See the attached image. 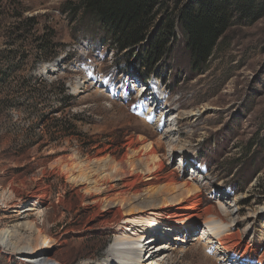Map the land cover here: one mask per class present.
I'll list each match as a JSON object with an SVG mask.
<instances>
[{
	"label": "rangeland",
	"instance_id": "rangeland-1",
	"mask_svg": "<svg viewBox=\"0 0 264 264\" xmlns=\"http://www.w3.org/2000/svg\"><path fill=\"white\" fill-rule=\"evenodd\" d=\"M81 1L0 0V228L13 242L49 236L54 264H121L116 250L139 245L146 263L264 264V238L243 235L256 213L264 236V15L234 22L199 71L180 31L172 56L147 70L139 47L119 52L89 18L70 13ZM177 6L160 4L156 23ZM47 35L57 45L51 55L39 46ZM153 145L164 163L159 182L143 172L129 192L120 178L129 173L112 176L133 160L142 169ZM186 181L196 190L184 193ZM8 185L25 186L16 194ZM38 185L48 199L31 195ZM196 195L208 214L186 208ZM5 198L22 210L19 220L9 219L18 212ZM206 225L212 234L203 236ZM239 236L222 247L220 238ZM22 255L0 247V264H33Z\"/></svg>",
	"mask_w": 264,
	"mask_h": 264
},
{
	"label": "trees",
	"instance_id": "trees-1",
	"mask_svg": "<svg viewBox=\"0 0 264 264\" xmlns=\"http://www.w3.org/2000/svg\"><path fill=\"white\" fill-rule=\"evenodd\" d=\"M167 1L82 0L68 9L72 15L89 18L113 49L122 52L139 47L147 70L172 56L180 31L191 69L199 71L234 22H253L264 15V0H175L176 11L157 24V9ZM51 38H38L40 48L49 55L57 48Z\"/></svg>",
	"mask_w": 264,
	"mask_h": 264
},
{
	"label": "bare ground",
	"instance_id": "bare-ground-1",
	"mask_svg": "<svg viewBox=\"0 0 264 264\" xmlns=\"http://www.w3.org/2000/svg\"><path fill=\"white\" fill-rule=\"evenodd\" d=\"M151 110H152V108H151ZM172 118L170 120H175ZM160 141L159 140L157 141V147L158 148L160 147L158 145L162 144L161 143L162 141L161 142ZM133 143H134V141L131 140L128 143L129 147L133 146ZM184 144H187V143H184ZM157 147L155 145H153L152 147H150V146L147 147V150L145 153L149 157H148L147 163L145 162V164H144L145 166L143 165L142 169L138 170L139 165L137 163H135V160H133L132 162H130V167L133 168L132 170H131V168L128 170L126 169L124 171L118 170L117 173L118 172L119 173L118 174L115 173L114 176H112V177L114 179L118 178L121 175L120 172H122L123 175H126L129 173L131 175L130 178H128V177H123V178L120 177V178H121L122 183H124V185L127 187L128 191L131 192L132 190H134V193L139 191V189L137 188L139 185V182L142 181L145 177L142 174L143 172H147V175L150 176L149 178L152 179L153 183H156V182L158 183L161 176H162L160 171H161L164 163H163V160L161 158H159L157 155V150H158ZM135 151H137V150H135ZM127 158H128V155H125L124 159L121 161L122 166L124 165L125 160H127ZM139 159H141V155L139 156ZM72 160H74V159H72ZM69 162L67 163L68 167H70ZM183 164H185V163L183 162ZM69 169L71 171V168H69ZM195 172H196V170L194 171V173ZM164 177L166 180L169 181V183H170V184L168 183L169 185L175 184V179H174L173 175L169 174V175H165ZM182 184H183L182 189H183L184 193H190L191 191L196 190L195 185L191 184L190 181H186ZM21 186L24 187L25 185H20V186L8 185V187L10 189H12V191L15 192L16 194H19L23 191L22 190L23 187H21ZM101 186H103V185H101ZM105 186H106V189L103 192H105L107 189H113L116 185L109 184V185H105ZM151 186L152 185H150V187ZM31 195L37 199H45L46 200V199H48L49 190L46 188L45 189L41 188L38 185L37 188L32 190ZM124 201L125 200L122 199V200H120V203H122ZM186 202H187L186 208L188 209V211L195 213L196 216H202V215L208 214L210 212L209 208L198 207V205L200 203V198L198 197V195H196L192 198H187ZM165 203H166V200L163 199L162 204L164 205ZM124 204H126V203H124ZM4 206H6L7 208L17 207L16 203H14V201L11 198H7V199L5 198L4 199ZM24 209H26L25 211L31 210V208H29V207H26ZM15 211H17L18 213L12 214L11 216H8L11 221L19 220L22 216V214H21L22 210L18 211L14 208L11 212H15ZM130 211L134 212V210H130ZM164 214H167V213H165V211H164ZM177 215H178V218L180 217L181 221L184 220L185 212H182V213L177 214ZM255 217H256V213H250L244 219V222H243L244 223V230H243L244 236L248 233V230H249V233L251 230H253L251 232V236H250L249 241H253L257 238L262 240V238H264V236H262L258 232H256L257 229H256L255 224H254L255 219H256ZM122 218H124V212L122 210V207L119 206L115 210L112 220L115 222H118ZM125 221H126V223H133V224L138 222L135 218H132V217H127ZM25 226L26 225H23V226H20L19 228L17 226V228H16L17 230H15V231H18V230L20 231L22 229H25L26 228ZM123 228L124 227L122 225H118V227H117L118 230H121ZM132 231H133L132 233H136L134 230H132ZM210 234H212V231L210 230L209 226L206 225V228H204L202 235L206 236V235H210ZM12 237H14V233H13V231H11L9 229V227L5 226V227L0 228V247L9 251L12 254H23L22 255V261H24L26 263H33V264H54L55 263V260L53 258H51L49 255L50 250L47 249L52 243V240L49 236H41L40 235L39 236L40 241L37 242L35 245H33L30 242H21V241L20 242H13ZM220 240H221L220 243L222 244V247L228 249V248H231L235 245H238V243L242 240V236H239V238L231 237L229 239L226 238L223 240L220 238ZM144 247H146V245H144ZM147 247L149 248L150 246H147ZM248 247H249V245H246L244 247L243 256H246L249 253L250 248H248ZM240 249H241V247H239L235 251H238ZM116 251H117L116 256L118 257L121 264H156V262L154 260H150L148 263L140 261L141 254H142V249H140V245L139 246H131L130 248H127V249H125V248L124 249H117Z\"/></svg>",
	"mask_w": 264,
	"mask_h": 264
}]
</instances>
